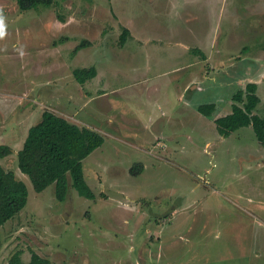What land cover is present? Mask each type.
<instances>
[{"label": "rangeland", "instance_id": "374dc122", "mask_svg": "<svg viewBox=\"0 0 264 264\" xmlns=\"http://www.w3.org/2000/svg\"><path fill=\"white\" fill-rule=\"evenodd\" d=\"M0 10V146L12 150L0 165L28 189L0 227V264L16 252L25 263L35 252L51 264H264V145L251 126L226 137L214 122L247 83L264 118V0H52L21 12L0 0ZM125 29L132 61L121 59ZM90 67L97 80L81 89L71 70ZM209 104L205 117L197 109ZM45 110L102 135L82 161L93 200L71 186L63 202L54 184L37 193L19 171Z\"/></svg>", "mask_w": 264, "mask_h": 264}, {"label": "trees", "instance_id": "16d2710c", "mask_svg": "<svg viewBox=\"0 0 264 264\" xmlns=\"http://www.w3.org/2000/svg\"><path fill=\"white\" fill-rule=\"evenodd\" d=\"M52 0H16L20 11H28L39 5L50 6ZM128 30L120 37L123 44ZM83 42L78 48L85 47ZM93 67L75 69L73 76L77 82L84 84L95 76ZM255 83H247L244 89L237 91L233 97L231 113L215 119L219 133L229 136L243 127H252L257 141L264 145V118L253 114L260 99L256 94ZM205 117H211L215 110L212 104L199 106L197 109ZM103 137L100 133L79 127L67 119L50 111H43L40 120L29 128L21 149L17 152L19 171L25 174L35 192H43L54 184L58 201H65L68 187L71 186L79 196L93 200L94 193L84 179L82 161L94 150L101 147ZM12 150L0 146V160L10 155ZM28 189L24 182L18 180L11 171H5L0 165V227L13 219L27 204ZM8 264H51L37 253L31 254L25 263L21 253L16 252Z\"/></svg>", "mask_w": 264, "mask_h": 264}, {"label": "crops", "instance_id": "0c3cea01", "mask_svg": "<svg viewBox=\"0 0 264 264\" xmlns=\"http://www.w3.org/2000/svg\"><path fill=\"white\" fill-rule=\"evenodd\" d=\"M20 11V10H19ZM21 12V11H20ZM137 41H139V40H137ZM151 41H153V40H147V42L146 43H149V42H151ZM55 42H56V40H55ZM55 42H54V44H55ZM59 43V42H58ZM88 44H90L87 48H89L90 46H92L93 45V43H91V42H88ZM121 45L119 46L120 47V49L122 48V49H124V52H121V53H123V54H121V59H122V61H132L133 60V58L137 55V54H135L134 53V48H135V46H136V42L134 41V40H125L124 42H123V44L122 43H120ZM55 46H57V45H55ZM119 56V54H116V57H118ZM40 58V57H39ZM39 58H37V59H39ZM36 59V60H37ZM40 67H41V65H40ZM58 70H61L62 69V65H57V66H55ZM91 68V67H90ZM94 69L96 68V67H93ZM79 69H88V68H79ZM75 69H73V70H71L72 71V73H73V71H74ZM95 76L90 80H88V81H86L85 83H84V85L82 86V88L81 89H83V87L84 86H86V87H89V89H91V87H92V85H93V80H97V77H98V70L97 69H95ZM73 75V74H72ZM73 77V79H75L74 78V76H72ZM92 81V82H91ZM141 83H140V85L138 86V87H140V89H141V87H143L142 86V84H147L148 85V83H150V82H152L151 80H150V78L149 77H144V78H141V81H140ZM97 86L99 85V83L98 84H96ZM186 89V88H185ZM102 90V89H101ZM100 91V90H99ZM98 91V92H99ZM138 91V90H137ZM86 92V91H85ZM106 93L104 92V93H102V96L103 95H105ZM99 95H101V94H98V96ZM71 101V100H70ZM80 123H82L81 121H79V124ZM83 127H85V128H92L91 126H85V125H82ZM88 128V129H89ZM92 130V129H91ZM95 131V130H94ZM97 132V131H96Z\"/></svg>", "mask_w": 264, "mask_h": 264}, {"label": "clouds", "instance_id": "9594fccd", "mask_svg": "<svg viewBox=\"0 0 264 264\" xmlns=\"http://www.w3.org/2000/svg\"><path fill=\"white\" fill-rule=\"evenodd\" d=\"M5 16L3 14V11L0 10V39L4 38L6 35V23H5Z\"/></svg>", "mask_w": 264, "mask_h": 264}]
</instances>
